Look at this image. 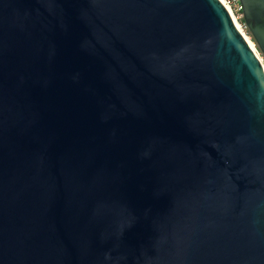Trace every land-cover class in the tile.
<instances>
[{
  "label": "water",
  "instance_id": "1",
  "mask_svg": "<svg viewBox=\"0 0 264 264\" xmlns=\"http://www.w3.org/2000/svg\"><path fill=\"white\" fill-rule=\"evenodd\" d=\"M0 264H264V66L220 0H0Z\"/></svg>",
  "mask_w": 264,
  "mask_h": 264
},
{
  "label": "rangeland",
  "instance_id": "2",
  "mask_svg": "<svg viewBox=\"0 0 264 264\" xmlns=\"http://www.w3.org/2000/svg\"><path fill=\"white\" fill-rule=\"evenodd\" d=\"M232 13H233V17L235 18L236 23L239 26V30L244 34L245 39L247 40V42L249 43V45L251 46V48L253 49V51L255 52V54L259 57V59L261 60L263 66H264V57L261 54L260 50L257 48L256 44L254 43V41L252 40L251 36L248 34V30L245 26L242 25V23L240 22V18L238 16V14L236 13V11L234 10L233 7H231ZM242 18V17H241Z\"/></svg>",
  "mask_w": 264,
  "mask_h": 264
},
{
  "label": "built area",
  "instance_id": "3",
  "mask_svg": "<svg viewBox=\"0 0 264 264\" xmlns=\"http://www.w3.org/2000/svg\"><path fill=\"white\" fill-rule=\"evenodd\" d=\"M223 1H224L225 4H227V6L230 8V10H231V7H233L234 10L236 11V13L238 14L239 18L242 20V18H241L242 17V12H241V7H240L239 0H223ZM231 13H232V10H231ZM231 13L229 12V14H230V16L232 18L233 13H232V15H231Z\"/></svg>",
  "mask_w": 264,
  "mask_h": 264
},
{
  "label": "bare ground",
  "instance_id": "4",
  "mask_svg": "<svg viewBox=\"0 0 264 264\" xmlns=\"http://www.w3.org/2000/svg\"><path fill=\"white\" fill-rule=\"evenodd\" d=\"M224 5H225V7H226V9L231 13V10H230V8L227 6V4H225L224 3V1L223 0H220ZM231 15H232V13H231ZM232 19H233V21H234V23H235V25H236V27L238 28V30H239V26H238V24L236 23V21H235V18L233 17V15H232ZM240 31V30H239ZM241 32V31H240ZM242 33V32H241ZM242 35L244 36V34L242 33ZM245 37V36H244ZM247 41V40H246ZM249 44V43H248ZM251 47V46H250ZM252 49V48H251Z\"/></svg>",
  "mask_w": 264,
  "mask_h": 264
},
{
  "label": "trees",
  "instance_id": "5",
  "mask_svg": "<svg viewBox=\"0 0 264 264\" xmlns=\"http://www.w3.org/2000/svg\"><path fill=\"white\" fill-rule=\"evenodd\" d=\"M240 22L242 23V25L244 26L243 20L240 19ZM248 32V31H247ZM248 34L250 35V33L248 32ZM251 36V35H250ZM252 38V37H251ZM252 40L254 41V39L252 38ZM257 46V45H256ZM258 48V47H257Z\"/></svg>",
  "mask_w": 264,
  "mask_h": 264
}]
</instances>
